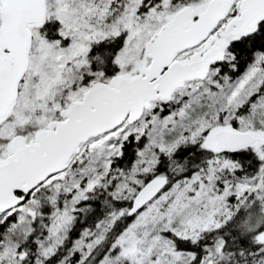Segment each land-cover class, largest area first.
<instances>
[{"label":"snow or ice","instance_id":"6c2138e0","mask_svg":"<svg viewBox=\"0 0 264 264\" xmlns=\"http://www.w3.org/2000/svg\"><path fill=\"white\" fill-rule=\"evenodd\" d=\"M0 264H264V0H0Z\"/></svg>","mask_w":264,"mask_h":264}]
</instances>
